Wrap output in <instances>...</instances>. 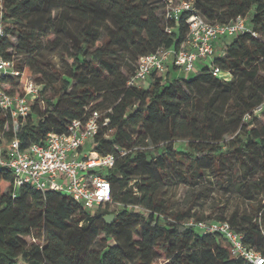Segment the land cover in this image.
<instances>
[{
  "label": "trees",
  "instance_id": "trees-1",
  "mask_svg": "<svg viewBox=\"0 0 264 264\" xmlns=\"http://www.w3.org/2000/svg\"><path fill=\"white\" fill-rule=\"evenodd\" d=\"M195 4L212 23L248 16L258 36L238 34L227 53L214 58L212 65L229 78L206 65L193 79L168 73L142 88L128 85L139 58L159 47L177 48L187 31L184 19L176 31H166L165 0H3L0 52L15 62L13 50L29 54L23 67L16 65L43 88L20 124L0 109V142L18 137L23 148L44 142L50 132L64 133L73 119L99 109L110 121L95 149L117 157L107 176L111 203L120 207L108 224V206L91 214L62 191L14 188L12 171L0 165V264H250L232 254L222 234L187 226L195 217L173 211L163 195L165 178L178 164L193 178L204 174L207 161L219 167L227 152L241 171L238 185L259 202L250 214L217 220H228L246 243L264 251V124L255 126L264 109L244 121L264 101V0ZM76 17L83 23L74 29ZM42 39L58 47L69 68L40 61ZM1 80L12 93H24L20 77ZM121 148L131 151L123 155Z\"/></svg>",
  "mask_w": 264,
  "mask_h": 264
},
{
  "label": "built area",
  "instance_id": "built-area-1",
  "mask_svg": "<svg viewBox=\"0 0 264 264\" xmlns=\"http://www.w3.org/2000/svg\"><path fill=\"white\" fill-rule=\"evenodd\" d=\"M2 13L3 0H0V21ZM162 17L169 34L178 29L183 19L187 31L177 48L163 46L142 55L128 79L129 86H138V81L150 77H165L172 68L190 73L201 71L207 65L215 76H221L224 70L212 65L214 58L224 56L229 43L238 34L250 32L258 36L249 25L248 16L239 15L228 23H212L197 11L195 0H165ZM3 35L4 29L0 25V38ZM2 76L20 77L24 93L15 94L8 90ZM23 76L16 62L5 59L0 52V109L9 113L17 124L31 113L43 88V84L32 76ZM263 109L264 101L247 113L244 121L248 122ZM102 116V111L92 109L87 116L73 119L64 133L50 132L44 142H33L24 148L18 137L0 142V165L12 171L14 188L29 186L42 192L62 191L91 214L103 210L111 203L112 184L107 175L115 166L117 157L114 153L102 154L95 149L97 134L110 121ZM129 151L120 149L123 155ZM135 209L147 212L139 206ZM185 224L203 234H222L235 257L250 264H264V251L246 243L244 234L228 220L190 218Z\"/></svg>",
  "mask_w": 264,
  "mask_h": 264
},
{
  "label": "rangeland",
  "instance_id": "rangeland-1",
  "mask_svg": "<svg viewBox=\"0 0 264 264\" xmlns=\"http://www.w3.org/2000/svg\"><path fill=\"white\" fill-rule=\"evenodd\" d=\"M83 21L77 17L73 19V28L82 24ZM11 40L17 44L18 37L11 35ZM55 48L52 42L41 40V46L39 49V59L44 62V65L48 68L56 66L60 69H67L70 67L69 59L64 57ZM13 56L19 66L23 67L26 63L29 54H18L13 50ZM122 58V57H120ZM124 72L127 73V67L124 65ZM173 73L176 76H183L187 79L195 78L201 71H194L190 73H183L179 69L172 68ZM222 77L229 78L228 72L224 71ZM35 79V76L32 75ZM153 79L150 77L144 81H138V87L150 88ZM8 86L9 83L7 84ZM21 85V84H20ZM15 88L16 86H12ZM48 96H52L50 92ZM101 100H98L99 102ZM44 103V101H41ZM96 103V102H95ZM264 124V119H258L255 126L260 127ZM180 143H183L179 141ZM179 144V143H178ZM182 147V145H179ZM177 146V147H179ZM187 147L183 145L185 150ZM220 162V166L217 167L211 161L206 162V170L204 174L190 178V168L185 164H178L179 169H171L165 178V184L163 186V195L168 201L173 211L188 212L195 217V219H219L220 217H229L233 213H252L253 205L257 206L259 198H250L251 194L248 192L247 187L238 185V174L241 173L235 157L232 153H225ZM189 171V172H188ZM187 172V174H186ZM187 175V176H185ZM108 206V207H107ZM106 207L113 213L120 205L117 203H110ZM28 241H32L30 237H26ZM111 244H114V240H110ZM164 263V259H160Z\"/></svg>",
  "mask_w": 264,
  "mask_h": 264
},
{
  "label": "water",
  "instance_id": "water-1",
  "mask_svg": "<svg viewBox=\"0 0 264 264\" xmlns=\"http://www.w3.org/2000/svg\"><path fill=\"white\" fill-rule=\"evenodd\" d=\"M114 218H115V214H113V213L107 214L104 217L106 223H108V224H111L113 222Z\"/></svg>",
  "mask_w": 264,
  "mask_h": 264
},
{
  "label": "crops",
  "instance_id": "crops-1",
  "mask_svg": "<svg viewBox=\"0 0 264 264\" xmlns=\"http://www.w3.org/2000/svg\"><path fill=\"white\" fill-rule=\"evenodd\" d=\"M174 76H175V74L173 73V71H171L170 77L173 78Z\"/></svg>",
  "mask_w": 264,
  "mask_h": 264
}]
</instances>
